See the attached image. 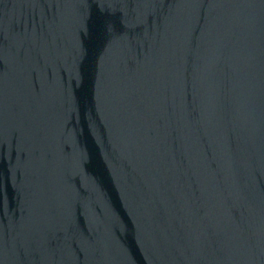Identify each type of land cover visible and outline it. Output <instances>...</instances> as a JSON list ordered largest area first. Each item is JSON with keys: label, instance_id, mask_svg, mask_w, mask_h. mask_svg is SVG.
Instances as JSON below:
<instances>
[{"label": "water", "instance_id": "1", "mask_svg": "<svg viewBox=\"0 0 264 264\" xmlns=\"http://www.w3.org/2000/svg\"><path fill=\"white\" fill-rule=\"evenodd\" d=\"M0 264H264V0H0Z\"/></svg>", "mask_w": 264, "mask_h": 264}]
</instances>
